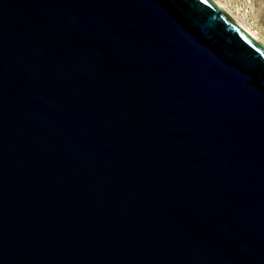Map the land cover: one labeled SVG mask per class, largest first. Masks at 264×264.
I'll use <instances>...</instances> for the list:
<instances>
[{"label":"water","instance_id":"obj_1","mask_svg":"<svg viewBox=\"0 0 264 264\" xmlns=\"http://www.w3.org/2000/svg\"><path fill=\"white\" fill-rule=\"evenodd\" d=\"M0 264H264V45L212 0H0Z\"/></svg>","mask_w":264,"mask_h":264},{"label":"rangeland","instance_id":"obj_2","mask_svg":"<svg viewBox=\"0 0 264 264\" xmlns=\"http://www.w3.org/2000/svg\"><path fill=\"white\" fill-rule=\"evenodd\" d=\"M216 5L253 31L264 45V0H212Z\"/></svg>","mask_w":264,"mask_h":264},{"label":"bare ground","instance_id":"obj_3","mask_svg":"<svg viewBox=\"0 0 264 264\" xmlns=\"http://www.w3.org/2000/svg\"><path fill=\"white\" fill-rule=\"evenodd\" d=\"M222 8V7H221ZM230 16V15H229ZM232 19L236 22V24L238 25V26H240L244 31H246L251 37H253L255 40H259L258 39V37L256 36V34L253 32V31H251L249 28H246L242 23H240L239 21H237L236 19H234L233 17H232ZM259 42V41H258Z\"/></svg>","mask_w":264,"mask_h":264}]
</instances>
